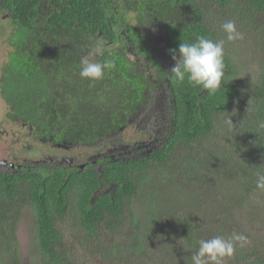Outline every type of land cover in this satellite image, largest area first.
I'll list each match as a JSON object with an SVG mask.
<instances>
[{
	"label": "trees",
	"instance_id": "1",
	"mask_svg": "<svg viewBox=\"0 0 264 264\" xmlns=\"http://www.w3.org/2000/svg\"><path fill=\"white\" fill-rule=\"evenodd\" d=\"M112 4L114 0H0L17 29L0 66V96L7 117L29 129V141L13 139L11 155L14 162L19 158L13 168L0 170V227L6 239L16 243V227L25 212L33 222L29 251L37 253L38 264H73L79 251L66 243L59 228L67 219L97 246L86 243L87 255L97 253L106 261L117 244L105 236V228L113 235L125 232L127 253L118 258L120 263L264 264V209L251 196L253 189H264V0H140L147 19L164 27L173 54L188 60L195 53L203 60L191 57L193 66L177 74L172 88L175 126L162 148L142 158L103 156L93 163L88 153L72 157L59 146L99 143L96 149L105 153L117 140L103 139L120 132L125 122V64L104 71L88 55L104 36L108 43L102 59H120L111 25L122 16ZM236 13L241 18L234 27ZM238 28L253 33V42L233 39L229 49ZM237 50L260 59L259 75L250 85L238 86L234 80ZM206 63L214 66L211 72L196 67ZM117 76L115 85L107 83ZM136 87L134 81L131 93L137 96ZM134 97L127 102L133 104ZM235 102L248 111L244 135L252 141L236 145L240 161H227L224 147L214 151L200 141L213 134L219 116L231 114ZM180 150L187 154L178 157ZM248 158L259 162L250 165ZM152 170L170 187L163 189L166 203L160 205L157 192L143 193ZM173 173H178V186L170 179ZM219 173L224 195H219L221 186H210ZM186 190L196 198L186 201L179 195ZM136 200L144 205L143 215L133 210ZM4 248L0 246V264H21L17 247L10 245L6 253Z\"/></svg>",
	"mask_w": 264,
	"mask_h": 264
},
{
	"label": "flooded vegetation",
	"instance_id": "2",
	"mask_svg": "<svg viewBox=\"0 0 264 264\" xmlns=\"http://www.w3.org/2000/svg\"><path fill=\"white\" fill-rule=\"evenodd\" d=\"M112 5L122 16L121 20L111 25L117 36L113 41L120 59L117 61L111 56L110 59H102L108 43L104 36L95 40L88 55L93 54L94 60L104 71L110 67L121 69L120 63L125 64L122 75L126 79L127 92L121 96V114L125 119L121 127L124 134L120 131L103 139L106 143L117 141L110 142L112 146H107L105 153L87 156L93 163L103 156L123 158L121 153L131 158L146 157L152 150L162 148L175 126L172 88L182 69L180 63L183 59L171 52L164 27L154 18L147 19L148 11L141 7L140 0H114ZM138 21H147L152 25L138 24ZM134 25L135 28L132 27ZM110 61L114 65L106 64ZM118 78L112 81L109 78L107 83L115 85ZM134 81L137 96L131 93ZM127 97H134V103H128Z\"/></svg>",
	"mask_w": 264,
	"mask_h": 264
},
{
	"label": "rangeland",
	"instance_id": "3",
	"mask_svg": "<svg viewBox=\"0 0 264 264\" xmlns=\"http://www.w3.org/2000/svg\"><path fill=\"white\" fill-rule=\"evenodd\" d=\"M241 18V14L236 13L235 20L233 23L234 27H237L239 24ZM247 19V16L245 17V20ZM260 19H263V16H260ZM226 20L225 17L222 18V21ZM14 25L12 20L7 15V11H3L0 9V66L3 61V55L6 53H9L10 46H9V39L11 36L15 38V35L13 33L17 30L13 29ZM254 34L251 33L249 30L243 29L239 30V28L234 33V39L238 41L240 38L242 41H248L253 42ZM242 45V43H239ZM229 49L232 48L233 41H229ZM240 48V47H239ZM235 60L237 59L236 65H237V73L234 78L236 81V84L238 86L242 85H250L247 83H253L256 81V76L259 75V66H260V59L256 56H254L251 53L242 54V51L237 50L234 53ZM200 57V56H199ZM202 58V57H201ZM205 58V57H204ZM203 60V58H202ZM201 70L205 71L206 73L211 72V70L214 68L212 64L206 63L205 65L198 66ZM1 70V69H0ZM7 105L5 101L0 96V159L6 158L9 160L12 158L10 147L14 148V141L13 139L16 136H20L18 140L21 141L25 139V141H29V133L26 129L23 127V131L19 130L18 125L14 122L10 121L7 116ZM231 114L229 112H226L225 114H222L218 117L215 128L213 130V134H209L205 136L200 142L201 145H205L206 148H211L214 151L218 150L219 145L225 148L226 151V160L227 161H240L241 160V153H238L235 151L236 145H242L244 142L251 140V138L248 135H244V128H246L247 124L246 122L249 121L250 123V117L248 116V111L237 107V103L235 102L234 105L230 107ZM246 116V117H245ZM6 130V132L3 131ZM124 134V132H123ZM252 141V140H251ZM199 142H196L194 146L199 147ZM100 144H94L92 147L90 146H73L70 144L67 148V151H63V154H67L68 156L72 157H78V153H88V155H93L96 153V150L98 151ZM94 147V148H93ZM98 148V149H96ZM107 150V148H106ZM105 150V152H106ZM184 150V149H183ZM179 151L177 156L182 157V155H186L187 151ZM189 150L193 151V147ZM20 151V150H19ZM17 151V153H19ZM102 152V151H98ZM14 155V152H12ZM222 155L221 153H219ZM201 156H206L205 154L201 153ZM19 159V158H17ZM15 159V160H17ZM8 160V161H9ZM246 162L250 165H254L255 163H258V160H250L249 158L246 160ZM4 167L0 166V170H7L3 169ZM168 168L166 170V173H169ZM183 171L180 167L179 172ZM235 171H237L239 174H243L244 171L240 169L239 167H235ZM158 172V171H157ZM157 172H151V177L149 178V181L147 185L144 186L143 193H151L153 191L158 193V197L156 198L158 204L166 203L163 201V192L165 190H170V187L166 186L164 183V180L160 179ZM178 172V173H179ZM178 173H173V176L170 177V179L173 181V183H177V177ZM252 174L256 175V172H252ZM222 177V174L219 173L218 180H212L210 182L211 189H218L219 186H221V193L219 195H224L226 192V189L220 184V179ZM175 188L174 186H172ZM160 188V191L159 189ZM165 189V190H163ZM158 190V191H156ZM179 195L183 196L185 200L192 199L194 200L196 198L195 193H193L190 190L186 191H180ZM252 200L255 202H259L258 206L262 207L264 209V189H260V192H258L256 189L252 190L251 193ZM144 205L141 201H135L133 203V210L136 214H144L143 208ZM33 228V222L31 218L23 212L19 219L18 227H16L15 231V238L16 243L14 242L13 238L10 237L12 240V243L8 242V239H6V235L4 234V231L0 227V246L5 247L4 253L7 252V249L10 245L13 248L18 249V254L21 256V264H35L33 263L35 260L37 262V253L33 254L29 251V248L32 247V241H31V231ZM62 234L65 236L66 243L70 246H75L77 250L79 251V254L74 253L73 257V264H125L120 263L118 258L122 257V254L125 255L127 253L126 248L124 246L125 242V232L124 234L118 235V234H111L109 231L105 228L103 229L105 236L110 237L111 242L115 241L117 244L116 253L114 256L109 257L108 261H106L104 258L100 257L99 254L95 253L91 256H88L86 253V243L91 244L93 248H97V246L92 242L90 239H88V236L86 234H83L79 230H75L76 228L72 227L69 223V219L66 220L65 225L59 227ZM118 235V236H117ZM114 237L112 239L111 237ZM87 237V238H86ZM103 239V238H102ZM103 241H106L107 245L111 246L110 242L108 240L103 239ZM123 242V243H122ZM88 248V247H87ZM35 252V251H34ZM136 263H140L139 261H135ZM38 264V262H37Z\"/></svg>",
	"mask_w": 264,
	"mask_h": 264
},
{
	"label": "clouds",
	"instance_id": "4",
	"mask_svg": "<svg viewBox=\"0 0 264 264\" xmlns=\"http://www.w3.org/2000/svg\"><path fill=\"white\" fill-rule=\"evenodd\" d=\"M0 9L3 10V11H7V15H9V14H8V9H6V8L2 9L1 7H0ZM261 15H264V12H261V11H260V16H261ZM233 39H234V34L232 35V37H231L230 40H233ZM188 55H189V54H188ZM188 55H187V56H188ZM194 56H196V57H198V58H200V59L202 60V58L199 57L198 54L193 53L191 57H194ZM191 57H189L188 60H185L184 57H182L183 60H182V62L180 63V64L182 65V68H183V67L186 68V67H188V66H193L192 64L189 63V62L192 63V60H193V59H192ZM93 64H94L95 66L99 67L95 60H93ZM186 65H188V66H186ZM196 67H198V65H197ZM197 69H198V68H197ZM213 69H214V68H213ZM198 70L202 72V70H201L200 68H199ZM6 116H7V114H6ZM7 118H8V117H7ZM8 119H9L10 121L13 122L12 119H10V118H8ZM14 123H15V122H14ZM17 127H22V126H21V125H20V126L18 125ZM24 129H25V128H24ZM26 130L29 131L28 127L26 128ZM120 130L122 131V130H123V127H121ZM3 131L6 132V130H4V129H3ZM122 132H123V131H122ZM122 132H121V133H122ZM28 133H29V132H28ZM115 133H116V132H115ZM108 137H109V136H108ZM67 147H68V146H67ZM59 148L67 149V148L61 147V145L59 146ZM121 156H123L122 159H126V160H128V159H136V158H131V156H128V154H126V153H121ZM137 158H142V157L138 156ZM10 159H13V158H10ZM8 160H9V159H6V158L0 159V166H1V167H4L5 169H8V170H9L10 168H13L14 163L17 162V161L15 160V162H14V159H13V160H9V161H8ZM8 165H9V166H8ZM110 189H111V188H110ZM105 192H106V191H104V193H105Z\"/></svg>",
	"mask_w": 264,
	"mask_h": 264
}]
</instances>
